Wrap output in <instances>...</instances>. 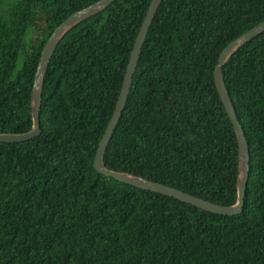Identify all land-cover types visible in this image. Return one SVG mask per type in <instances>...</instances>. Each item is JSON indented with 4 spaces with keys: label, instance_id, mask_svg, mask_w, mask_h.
<instances>
[{
    "label": "trees",
    "instance_id": "obj_1",
    "mask_svg": "<svg viewBox=\"0 0 264 264\" xmlns=\"http://www.w3.org/2000/svg\"><path fill=\"white\" fill-rule=\"evenodd\" d=\"M98 1L0 0V133L31 129L46 42ZM150 2L114 0L66 33L44 77L41 134L0 143V264H264V33L223 66L249 147L240 215L213 214L94 168ZM262 21L264 0H162L105 167L235 205L238 141L213 72L222 50Z\"/></svg>",
    "mask_w": 264,
    "mask_h": 264
},
{
    "label": "water",
    "instance_id": "obj_2",
    "mask_svg": "<svg viewBox=\"0 0 264 264\" xmlns=\"http://www.w3.org/2000/svg\"><path fill=\"white\" fill-rule=\"evenodd\" d=\"M113 1L114 0H99L98 2L82 10L75 12L66 20H64L52 32L41 52L31 90L30 108L32 117V127L29 131L24 133H0V143L26 142L38 137L41 134L39 112L41 107L43 82L50 59L56 49L57 44L63 38V36L68 33L72 28H74L77 24L105 10L108 6L113 3ZM161 2L162 0H151L148 10L142 21L141 27L139 29L132 51L129 56L117 103L96 150L94 158V168L100 175L115 179L120 183H124L142 190L151 191L167 197H172L182 203L192 205L194 207H197L201 210L213 214L223 216L240 215L243 211L244 199L246 196L247 183L249 177V147L243 128L237 118L233 103L225 87L223 79V66L226 61L239 48H241L253 38L264 33V21H262L257 26L253 27L251 30L229 43L220 53L217 65L215 66L213 72L215 86L221 98L222 104L233 125L238 141L237 202L235 205H216L211 202L184 193L178 189H174L160 183L152 182L145 178L135 176L133 174L111 171L105 167V151L109 145L113 132L119 122V119L124 111L130 87L132 84V78L135 73L137 63L141 54V49L144 45L147 33Z\"/></svg>",
    "mask_w": 264,
    "mask_h": 264
},
{
    "label": "rangeland",
    "instance_id": "obj_3",
    "mask_svg": "<svg viewBox=\"0 0 264 264\" xmlns=\"http://www.w3.org/2000/svg\"><path fill=\"white\" fill-rule=\"evenodd\" d=\"M22 58H23V55L20 56V59L18 61V66H21Z\"/></svg>",
    "mask_w": 264,
    "mask_h": 264
}]
</instances>
